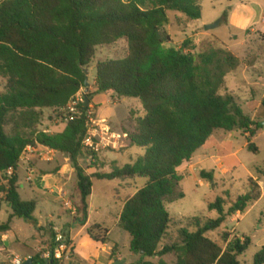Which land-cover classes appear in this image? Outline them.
Masks as SVG:
<instances>
[{"label": "trees", "instance_id": "trees-1", "mask_svg": "<svg viewBox=\"0 0 264 264\" xmlns=\"http://www.w3.org/2000/svg\"><path fill=\"white\" fill-rule=\"evenodd\" d=\"M168 11L190 20L202 18L200 0H0V78L7 82L0 92V213L5 205L12 210L9 221L0 226L2 235L11 231L14 219L38 226V202L23 200L19 192L20 163L28 148L44 147L69 158L76 171L81 226L88 221L93 180L145 178L147 184L125 201L119 220L120 229L131 236L133 254L159 258L158 264H241L239 258L252 245L251 238L235 235L224 248L208 234L262 198L261 187L252 178L249 193L229 203L228 211L226 200L219 197L209 205L218 218L197 217L192 226L180 230V243L165 244L173 224L167 200L184 180L178 169L193 159L215 131H242L249 135L248 149L258 153L250 142L257 134L256 123L234 96L220 93L238 59L223 48L194 53L188 40L182 48L166 46L170 37L162 32L169 24ZM228 17L225 13V22ZM119 41L128 45L126 56L97 64L96 91L87 95L90 106L84 103L79 109L91 110L98 94L140 100L145 115L122 125L121 134L128 150L143 149L145 155L133 164L114 165L110 173L89 175L81 164L93 156L83 144L88 135L84 114L74 121L66 117L64 130L55 134L38 125L43 111L66 109L86 88L85 69L90 70L98 48ZM10 169L13 174L8 176ZM200 175L215 181L214 171ZM87 233L97 243L109 241V230L100 224ZM57 239L51 246L53 253L61 244ZM63 242L70 248L69 239L63 237ZM169 256L174 262L165 260ZM32 261L64 264V257L43 259L38 254ZM254 264H264V249Z\"/></svg>", "mask_w": 264, "mask_h": 264}, {"label": "rangeland", "instance_id": "rangeland-1", "mask_svg": "<svg viewBox=\"0 0 264 264\" xmlns=\"http://www.w3.org/2000/svg\"><path fill=\"white\" fill-rule=\"evenodd\" d=\"M237 3L248 4L255 10V29L251 27L243 32L230 30L228 22L224 20V14L229 15L232 7ZM200 5L202 8L200 20H190L182 13L168 11L169 24L163 30L162 36L166 34L170 37L171 42L166 46L182 48L183 43L188 40L191 41V49L194 53H210L223 48L238 59L237 66L226 75L225 85L220 93L234 96L245 114L256 123L253 129H256L257 134L251 137L250 142L257 147L258 153L248 149L249 135L242 131H215L208 143L194 155L193 159L178 169L184 180L179 183L175 194L167 200V209L173 219V224L165 244L180 243V230L192 226L197 217L218 218V213L211 212L209 205L219 197L226 200V211H228L229 203L249 193V180L252 178L260 185L262 198L248 208L243 215L237 214L229 218L221 229L209 233L208 237L224 248L226 240L231 241L235 235L251 238L252 245L239 258V261L241 264H254L256 255L264 249V0H200ZM219 20H222L220 27L212 31L206 30L207 26ZM127 49L128 45L124 41L98 48L96 57L90 66V90L94 91L96 87L97 64L107 59L124 58ZM6 83L0 78V92L5 91ZM98 95L102 107L99 108L97 119L107 120L116 132H120L122 125L127 122L135 121L145 115L143 105L138 99L118 100V96L114 93ZM110 101L112 103H109ZM66 117L59 111L45 110L38 128L42 131L50 130L51 134L62 132L67 123ZM104 152H106L108 163L112 158H117L120 167L133 164L138 157L145 155L143 149L128 150L127 143L118 145L117 149L109 148L102 153ZM58 158L64 159V156L59 155ZM202 171H214L215 181L212 183L203 180L200 175ZM22 180L25 186L20 185L21 197L25 201L37 200L39 202L35 217L43 225L48 226L51 221L47 216H54L53 223L56 225H61L68 220L66 216L62 220L59 218L58 212L61 206L56 199L44 191L32 189L25 184L24 173ZM147 181L145 178L127 181L128 187H119L118 184L123 183L121 181H93L95 203L102 207L97 217L100 220H107L106 224L112 230L111 244H119L124 254L129 253L131 236L122 229L114 227V215L110 213L107 198H113L114 190H118L122 199H125L143 188ZM76 185L77 178L75 177L67 190L70 193L76 192L74 190ZM180 195L183 197L179 198ZM112 207L115 211V204ZM11 214L12 210L5 205L0 213V226L9 221ZM10 235L12 245L7 246L3 243L4 238L0 233L2 256L16 255L25 259L36 248H42L32 240L34 236L39 237L36 227L25 220L15 219ZM49 250L50 246L45 245L37 254L48 253ZM170 257L172 256L167 258Z\"/></svg>", "mask_w": 264, "mask_h": 264}, {"label": "crops", "instance_id": "crops-1", "mask_svg": "<svg viewBox=\"0 0 264 264\" xmlns=\"http://www.w3.org/2000/svg\"><path fill=\"white\" fill-rule=\"evenodd\" d=\"M255 10L244 3H237L232 7L228 17V27L230 30H238L240 32L246 31L248 28L253 27L255 29ZM253 29V30H254ZM95 92L96 89L90 90ZM112 94V93H111ZM117 96V95H116ZM118 98V97H117ZM119 100V98H118ZM109 103H112L111 101ZM102 107L101 102H99V95L95 96L92 100L91 108L95 111L96 117L98 116L99 108ZM65 126V125H64ZM65 128V127H64ZM113 129V128H112ZM51 133L50 130H46ZM116 132V131H115ZM117 133H121L117 132ZM31 152V153H30ZM52 155V156H50ZM60 154L55 151H50L47 148L39 147L33 149L32 151H27L22 157L20 163V183L19 186L23 184L22 176L25 174V184H28L30 188L41 190L46 192L50 197L56 199L61 206V210L58 212L59 218L62 220L63 217H67L68 220L61 225H56L53 223L54 216H47L51 219L48 226L43 225L36 217L38 221V226L36 227L39 237H33L32 240L36 242V245L42 248H36L34 252L27 255V258H33L40 254V250L44 246H50L48 253H41L43 259H48L46 256L52 253L51 246L54 243L55 238L64 237L69 239L71 246L64 252V264H158L159 258L154 259H141L131 252L129 249L128 254H124L120 248V245L115 243L111 244L110 235L112 230L107 226V220H100L97 215L101 212L102 207L95 203L94 194V183L92 196L89 199V217L85 226H81L77 222V209L76 204L80 202L79 193L77 190V185L74 188L76 192L70 193L67 188L73 183L74 178H77L76 171L73 168L69 158L64 156V159L58 158ZM106 152L101 153L98 156L96 163L88 168L84 160H81V164L86 167L87 174L92 175L98 171L110 173L114 165L119 166L117 158H112L111 162L108 163L106 159ZM63 156V155H62ZM104 162V163H101ZM97 164V166H96ZM120 167V166H119ZM31 178L29 181L28 179ZM94 181V180H93ZM119 181V180H116ZM110 181V182H116ZM127 182V181H126ZM123 182L118 184L119 187H128L129 184ZM78 184V179H77ZM115 191V196L113 195L107 198V204L111 210V214L114 216L115 224L114 227H119V220L122 211L125 206V201L135 195H129L125 199H122L118 190ZM20 192V189H19ZM78 193V196H76ZM112 199V200H111ZM31 201V200H30ZM37 201V200H36ZM38 202V201H37ZM66 202H70L71 207L65 206ZM119 202L120 204H118ZM115 204V211H113V205ZM39 206V202H38ZM38 209V208H37ZM37 211V210H36ZM36 213V212H35ZM15 220V219H14ZM13 220V222H14ZM52 222V224H50ZM13 224V223H12ZM100 224L109 230V241L106 244H100L93 241L87 231L88 229L95 225ZM45 229L39 233L38 229ZM47 229V230H46ZM49 229V230H48ZM12 231V225H11ZM10 232L3 234V243L7 246L12 245V238ZM19 241V240H17ZM2 244V242H0ZM131 243V242H130ZM114 248H116L114 250ZM169 263L174 262V257L165 258Z\"/></svg>", "mask_w": 264, "mask_h": 264}, {"label": "built area", "instance_id": "built-area-1", "mask_svg": "<svg viewBox=\"0 0 264 264\" xmlns=\"http://www.w3.org/2000/svg\"><path fill=\"white\" fill-rule=\"evenodd\" d=\"M84 103L85 91L83 89L75 96V98L71 101L66 109H62L59 112L64 113L67 116V121H74L78 115H85L87 119L88 135L83 144L85 148L93 154V156L85 158L83 160L86 162L87 167L90 168L96 163V156L98 157L104 150H107L109 148L117 149L118 145L120 146V144L126 145V138L121 133L115 132L107 120H98L93 109L89 110L87 113L81 112L79 107ZM44 131L46 133H49V131ZM32 150L33 148H28L27 151ZM12 174L13 170L10 169L7 175L11 176ZM28 180L30 181L31 178H29ZM65 206L71 207L70 202H66ZM57 241L61 242V244L56 248L54 253L52 252L51 254H48L46 256L47 258H50L51 256L62 258L64 252L67 251L68 247L63 242V238L60 237L57 239ZM29 260L32 261V258L30 257L22 259L21 257L16 255L2 256V253L0 252V264H25Z\"/></svg>", "mask_w": 264, "mask_h": 264}, {"label": "water", "instance_id": "water-1", "mask_svg": "<svg viewBox=\"0 0 264 264\" xmlns=\"http://www.w3.org/2000/svg\"><path fill=\"white\" fill-rule=\"evenodd\" d=\"M222 20H219L217 23L213 24V25H209L206 27L207 31H212L218 27L221 26ZM85 73L87 75V80H86V88H85V106L89 107L90 106V100L88 98V93L90 91V84H89V75H90V70L89 69H85ZM143 254V253H141ZM25 264H33V261L29 260L27 261Z\"/></svg>", "mask_w": 264, "mask_h": 264}]
</instances>
